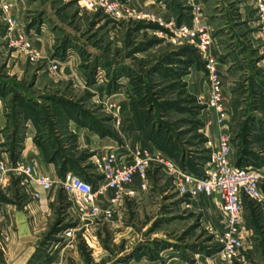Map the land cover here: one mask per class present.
I'll list each match as a JSON object with an SVG mask.
<instances>
[{
    "label": "rangeland",
    "instance_id": "obj_1",
    "mask_svg": "<svg viewBox=\"0 0 264 264\" xmlns=\"http://www.w3.org/2000/svg\"><path fill=\"white\" fill-rule=\"evenodd\" d=\"M120 1L140 10L135 0ZM153 1L158 10L147 13L157 20L126 23L110 19L94 0H0V101L5 129L13 134L5 145L11 150L21 147L17 144L24 135L19 131L21 110L34 111L30 116L33 123L47 127L64 113L88 130L108 133L119 148L128 144L156 149L176 155L179 167L180 161H190L189 168L201 172L210 153L206 141L211 140L213 132L212 115L206 106L203 58L188 44L173 41L172 32L159 26V0ZM248 2L251 20L256 23L253 0ZM4 4L8 5V13L3 10ZM194 7H187L189 19ZM230 9L234 11L233 4ZM7 14L17 19L18 29L39 51L36 60H29L12 44ZM200 16L204 21L205 17ZM257 28L254 26V31ZM210 31L213 42V36L218 39L220 32L213 28ZM225 33L222 45L225 49L235 47L237 41L232 43L229 31ZM256 39L259 52L264 54V38L259 35ZM257 55L248 49L241 51L239 57L230 59H240L239 67L243 68H234L228 75L220 66L218 71L224 105L230 112L227 127L233 139L232 152L239 153L242 142L238 137L245 124H250L248 136L254 146L249 151L256 156L257 168L264 175V157L252 150L264 149V113L259 116L255 112L263 107L264 97L252 89L253 84L264 86V72L253 74L249 68L256 66ZM219 58L216 57L217 64ZM52 63H56L55 69ZM66 66H72L81 78L77 75L78 81L63 79L59 71ZM51 102L65 104L67 110L48 111ZM39 134L36 144L44 132ZM68 136L70 148L76 147L75 135ZM41 151L46 154L43 147ZM97 158L87 151L78 153L76 160L84 167L72 173L95 184ZM56 161L55 158V165ZM20 178L24 180V176ZM53 187H57V201L50 206V223L35 240L32 262L36 264H264V232L257 231L256 218L245 222L243 246L237 256L231 261L220 259L216 252L220 248L222 219L219 223L214 213L213 220L211 217L206 221L201 210L194 207L202 196H180L164 172L149 176L148 188L125 200L112 218L86 225L76 213L79 197L67 194L56 184ZM12 193L10 197H18L17 190ZM65 228L72 229L70 237L62 235Z\"/></svg>",
    "mask_w": 264,
    "mask_h": 264
},
{
    "label": "built area",
    "instance_id": "obj_2",
    "mask_svg": "<svg viewBox=\"0 0 264 264\" xmlns=\"http://www.w3.org/2000/svg\"><path fill=\"white\" fill-rule=\"evenodd\" d=\"M95 6L114 21L138 23L157 20L152 14L143 12L127 2L120 0H94ZM258 17V31L264 38V0H253ZM8 13V5H3ZM199 7H194L188 22L175 25L171 20L160 18L159 26L172 32V40L184 42L193 47L203 58L206 72V106L213 113L212 123L216 126V140H207L210 149L209 158L199 174L182 169L172 158L156 149L135 148L130 161L118 163L112 152L100 155L94 162V171L100 178L93 184L74 173H65L58 180L47 175L33 176V164L15 162L11 166L0 161V190L7 183L9 173L24 176V182L32 180L40 189L49 190L55 184L64 192L79 197L76 213L82 225L112 218L114 210L122 206L125 200L136 197L137 189L132 187L134 178L139 181L138 188L144 191L149 186V176L157 172L166 173L180 196L195 198L200 195L216 196L223 214L220 248L216 252L220 259L231 261L243 246L246 232L243 221L244 200L264 206L260 194V184L264 180L263 171L253 166H236L231 160V140L225 127L226 108L223 100L221 77L215 55L211 52L212 35L208 25L200 18ZM7 31L13 34V45L31 61L39 57V51L18 29L15 17L6 15ZM56 63L51 64L55 69ZM107 191L111 195L106 206L97 204L99 196ZM34 198L39 197L34 192ZM64 237L72 235V229L62 231Z\"/></svg>",
    "mask_w": 264,
    "mask_h": 264
},
{
    "label": "crops",
    "instance_id": "obj_3",
    "mask_svg": "<svg viewBox=\"0 0 264 264\" xmlns=\"http://www.w3.org/2000/svg\"><path fill=\"white\" fill-rule=\"evenodd\" d=\"M135 2L137 7L140 8V11L154 12L158 10V6L157 4H154L153 0H142V2L135 0ZM232 4L234 11H231L230 9ZM191 5L199 7L200 14L203 18L205 17L204 22H207L210 25V28H213L214 31L220 32L218 39L213 36V42L211 45V52L215 55V57H220L218 69L219 66L221 69L224 68V74L228 75L230 72H233L234 68H243L242 65L239 67L241 64L240 59H233V61H231L230 57H239V53L241 51L247 52L248 49L251 50V52L254 51L255 54H258L256 57L259 58L255 62V67L251 65L249 67L250 69L252 68V73L255 74L259 72L261 74V72H264V63H259L260 60L264 62V54L259 52V47L256 41V38H259L260 34L258 28V32L254 31V26H258V22L255 23L251 20L252 8L250 7L248 0H159V18L164 21L174 19L176 22L182 21L181 23H183L186 15L189 13V8L187 7H192ZM220 5H222V7ZM242 27L243 30L241 29ZM223 29L224 31L222 34ZM227 31H229L232 36L231 42L233 43V41H237V44H235V47L230 46V48L225 49L222 45L224 42V39L222 38L226 37L227 34L225 32ZM240 40H243V42L240 43ZM216 44H218L219 47H217ZM217 48H220V50ZM71 60L68 62L70 63ZM66 67L65 69L59 71L60 76L63 79L70 78L73 80L78 78L77 75L80 76V73L75 71L72 66L68 67L69 70H67ZM221 74H223V72H221ZM252 89L257 90L256 93L261 95L262 98L264 97L263 85L257 87L256 84H253ZM47 109L48 111L67 110L65 104L56 102L49 103ZM29 110L30 109L21 110L19 114V117L23 118V122L20 123L21 126L19 131L24 133V135L20 137L19 143H17L18 145L21 144V147L17 146L11 150V147L6 146L5 143L10 142L12 134L10 132L12 131L10 129H8V131L5 129L6 118L3 115V109L0 101V161L9 166L20 161L25 164H33L34 177L40 174L47 175L51 178L61 177L59 176L58 165H60L62 161H56L57 164L55 165L53 160H47L48 158L51 159V157L55 156L53 153L56 149H60L58 152L65 154L68 158L73 160H76L78 153L81 152L87 151L88 153H93V157H99L102 154L112 152L116 155L118 163H125L130 161L131 152L135 148H140L138 145L130 147L128 144L120 146L119 148L108 133L102 134L92 129L88 130L87 128L74 122L72 120L73 118H68L66 114L61 112L60 113L63 116L59 115V113L58 115L61 118H55L53 120L54 124L50 127L36 125L30 117L34 115V111ZM255 112H257L259 116H262L261 114L264 113V99L263 107L256 108ZM25 114H27L28 117H24ZM211 115L213 118L212 112ZM229 116L230 112H227L226 110L225 127L227 132V124L230 119ZM46 124L47 123H45V125ZM212 125L213 127L211 130L213 132L210 137L212 141H215L217 129L213 123ZM37 127L39 130H37ZM40 129H44V131H42L44 132V136L38 141L39 143L36 144V141L34 140H36L37 136L41 135L39 134L42 133L40 132ZM68 135H75L76 147L70 148ZM16 136V140H18L19 135ZM238 140L241 139L239 138ZM42 147L46 150V154L44 155L41 151ZM253 150H255L261 157H264V149L253 147ZM232 151L233 147L231 144V160L235 164L237 154H234ZM14 156L16 158L12 161L11 159ZM78 162L79 167H84L83 162ZM79 167L76 169L79 170ZM75 170L69 168L65 171V173H72L75 172ZM20 176L21 175H16L15 173L10 172L8 177L9 179L5 184V187L0 190V264H36L35 261L32 262L36 246L35 240H37L41 234L44 233L45 228L50 223V206L51 203L57 201V187H52L49 190H43L40 189L32 180L25 183L21 180ZM94 180L98 183L100 178L96 177ZM138 184L139 181L135 177L132 187L137 189V192L141 191L138 188ZM13 190H17L19 192L18 197H10L11 194H13ZM34 192L39 193L38 198L33 197L32 194ZM260 194L264 200V180L260 184ZM110 195L111 191H107L104 196H99L96 201L97 204L101 208L105 207L106 199ZM200 196H202L201 199L193 198L197 200V204L194 207L201 210L203 218L205 217L207 221V218L211 219V215L217 213V221H219V223L221 219L223 221V214L220 211L218 198L216 196ZM218 216H221V218H218ZM249 216L251 217L249 218ZM255 218L257 224L259 225L257 231L264 232V206L258 205V207H254L253 202L244 200V223H249L250 219ZM87 245L91 249V245ZM173 264H183V262L181 263L178 261Z\"/></svg>",
    "mask_w": 264,
    "mask_h": 264
},
{
    "label": "trees",
    "instance_id": "obj_4",
    "mask_svg": "<svg viewBox=\"0 0 264 264\" xmlns=\"http://www.w3.org/2000/svg\"><path fill=\"white\" fill-rule=\"evenodd\" d=\"M188 21H189V16L186 15L183 22H188ZM177 22L181 23L182 21H177ZM250 130H251V125L246 123L244 128H243L242 134H240V136L238 137L241 139L242 145H241L239 153L236 155V161H235L236 166H253V167L259 166V164L257 163V159L255 158L256 156L249 151V147L254 146L253 145L254 141H253L252 137L250 138V136H248L251 133ZM231 141H233V139H231ZM165 155L172 158L173 160H175L176 163L179 162L176 160L177 159L176 155H174V157L171 155H167V154H165ZM55 158L57 159V162L62 161V163L60 165H58V170H59L60 176H63L65 171L68 170L69 168L75 170L76 168L79 167V163L77 160L70 159L65 154H62L60 152L56 153V155L51 160H55ZM208 158H209V156H208ZM189 164H192V163L190 161H187V163L184 161L183 162L180 161L179 165L182 169H185V170H187L193 174H198L200 172V171L194 170L193 168H189V166H188ZM194 166L196 169H197V167H199L196 164Z\"/></svg>",
    "mask_w": 264,
    "mask_h": 264
}]
</instances>
